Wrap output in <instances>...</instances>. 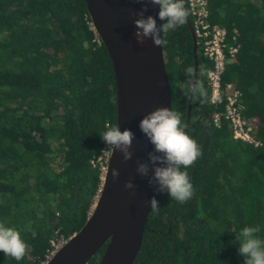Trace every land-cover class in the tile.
Instances as JSON below:
<instances>
[{
	"label": "trees",
	"instance_id": "obj_1",
	"mask_svg": "<svg viewBox=\"0 0 264 264\" xmlns=\"http://www.w3.org/2000/svg\"><path fill=\"white\" fill-rule=\"evenodd\" d=\"M207 2L228 43L237 31L222 97L229 84L242 93L243 116L256 119L262 145L235 140L225 105L210 103L212 62L199 44L197 79L208 101L193 98L186 133L202 155L181 169L195 195L179 203L163 194L134 264H245L237 234L256 227L264 240V0ZM165 38L172 110L185 128L189 97L181 85L194 68L193 42L186 22ZM115 100L111 61L85 0H0V223L27 245L21 261L0 252V264H44L53 243L87 223L106 170L99 133L117 126ZM107 245L88 264H100Z\"/></svg>",
	"mask_w": 264,
	"mask_h": 264
},
{
	"label": "water",
	"instance_id": "obj_2",
	"mask_svg": "<svg viewBox=\"0 0 264 264\" xmlns=\"http://www.w3.org/2000/svg\"><path fill=\"white\" fill-rule=\"evenodd\" d=\"M187 12L186 24L192 38L194 68L198 73V42L193 33ZM93 30L104 45L115 79L116 122L121 131L131 130L135 139L131 146L133 156L125 161L119 150L112 149L106 165L102 191L84 227L68 239L47 264H88L105 245L100 264H134L143 241L149 215L153 211L150 199L159 200L148 183V177L137 172L138 161L147 162L153 145L139 129L140 120L160 107L172 110L171 87L165 69L162 45L152 38L137 42L134 21L144 8L137 0H85ZM145 16L158 17L159 5L149 3ZM162 37V32H161ZM197 78V77H196ZM193 98L188 101V116L184 130L187 132L192 112ZM120 176L113 179L112 171ZM151 171L149 176H151ZM131 180L136 186L127 189ZM135 192V195H133Z\"/></svg>",
	"mask_w": 264,
	"mask_h": 264
},
{
	"label": "clouds",
	"instance_id": "obj_3",
	"mask_svg": "<svg viewBox=\"0 0 264 264\" xmlns=\"http://www.w3.org/2000/svg\"><path fill=\"white\" fill-rule=\"evenodd\" d=\"M144 3V8L137 13L138 19L134 21L137 29L135 38L143 44L145 38H152L157 46L167 43L166 36L170 31L182 26L186 22L187 12L182 0H137ZM159 5L158 17L164 21L159 27L156 17L145 16L147 5ZM163 33V38L161 37ZM188 77L186 84L181 85L186 97L199 98L202 103L208 101L207 90L197 79V70L189 66L185 70ZM107 130L100 134L101 139L108 145L107 150H119L124 160H130L133 156L130 151L135 134L120 127L106 126ZM139 129L153 145V151L148 153L147 162H137V172L142 177H148V183L157 193H167L171 200L185 203L195 195V188L190 181L186 170L202 155L198 143L191 138L181 123L180 114L167 107H160L145 115L139 122ZM106 151V150H105ZM151 171V176L149 173ZM113 179H118L120 171H112ZM125 187L134 189L136 186L129 180ZM135 195V192H133ZM152 210H157L159 202L155 196L150 199ZM259 228L244 227L237 234L239 242L238 252L245 258V264H264V240L257 237ZM27 251L26 243L21 239L18 230L6 227L0 223V252L6 257L21 261Z\"/></svg>",
	"mask_w": 264,
	"mask_h": 264
},
{
	"label": "built area",
	"instance_id": "obj_4",
	"mask_svg": "<svg viewBox=\"0 0 264 264\" xmlns=\"http://www.w3.org/2000/svg\"><path fill=\"white\" fill-rule=\"evenodd\" d=\"M189 17L192 19L191 27L200 44L202 54L212 62V68L207 71L208 83L211 90L210 103L212 105H225V118L231 124L233 137L235 140L259 147L262 143L256 138L258 124L254 118H245V109L241 98L242 93L234 88L232 84L227 87L226 98L222 97V77L229 59H232L238 51L236 43L237 31L234 30L232 43L227 42V31L225 28L212 24L209 20V10L207 0H184ZM221 116H215V123L220 126ZM103 160L106 165L111 155L112 149L107 150L105 143ZM106 150V151H105ZM106 172V170H105ZM65 242L53 243V249L46 257L44 264H47Z\"/></svg>",
	"mask_w": 264,
	"mask_h": 264
},
{
	"label": "rangeland",
	"instance_id": "obj_5",
	"mask_svg": "<svg viewBox=\"0 0 264 264\" xmlns=\"http://www.w3.org/2000/svg\"><path fill=\"white\" fill-rule=\"evenodd\" d=\"M56 243H59V244H60V243H62V241H60V242H59V241H57Z\"/></svg>",
	"mask_w": 264,
	"mask_h": 264
}]
</instances>
